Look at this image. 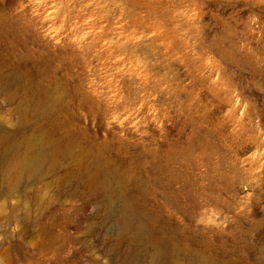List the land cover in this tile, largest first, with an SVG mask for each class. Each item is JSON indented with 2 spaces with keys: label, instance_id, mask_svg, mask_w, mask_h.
I'll use <instances>...</instances> for the list:
<instances>
[{
  "label": "rangeland",
  "instance_id": "1",
  "mask_svg": "<svg viewBox=\"0 0 264 264\" xmlns=\"http://www.w3.org/2000/svg\"><path fill=\"white\" fill-rule=\"evenodd\" d=\"M0 68L56 98L19 126L0 82V264H156L100 158L178 264H264V0H0ZM41 134L71 154L14 171Z\"/></svg>",
  "mask_w": 264,
  "mask_h": 264
},
{
  "label": "bare ground",
  "instance_id": "2",
  "mask_svg": "<svg viewBox=\"0 0 264 264\" xmlns=\"http://www.w3.org/2000/svg\"><path fill=\"white\" fill-rule=\"evenodd\" d=\"M17 77L19 76L15 71L8 69L3 71L0 68L1 83L10 82V78L20 83L17 85L14 83L15 81L10 82V85L14 89L8 93L9 97L17 95L19 98L15 111L17 125L20 126L24 125L29 118L31 119L34 116L50 113L56 104V98H48L44 89L39 85L32 84L27 86V84L21 83L20 77L19 79ZM41 137V151L35 154L33 143L35 140L33 138L29 139L22 156L15 160L12 165L14 171H17V169H19V172H31L32 170L41 172L43 169L50 170L57 163L59 157L71 154L72 147L68 142L64 140L51 141L43 134H41ZM85 154L86 152H82V156H85ZM45 165L46 167L44 168ZM91 171L93 186L105 191L107 202L111 203L114 199L120 200L115 216L121 230L130 231L134 236L136 245L141 250L151 252L154 263L178 264V256L181 251L180 247L170 240L158 238L154 234L149 225V220L140 213L129 197L124 194L123 176L118 170L100 158L93 162ZM190 258H194V261L196 260L202 264H215L211 261H206L201 256H193Z\"/></svg>",
  "mask_w": 264,
  "mask_h": 264
}]
</instances>
